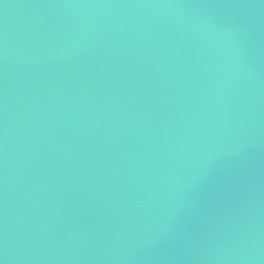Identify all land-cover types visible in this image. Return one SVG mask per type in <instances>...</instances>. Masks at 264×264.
<instances>
[{
    "label": "water",
    "instance_id": "1",
    "mask_svg": "<svg viewBox=\"0 0 264 264\" xmlns=\"http://www.w3.org/2000/svg\"><path fill=\"white\" fill-rule=\"evenodd\" d=\"M0 264H264V0H0Z\"/></svg>",
    "mask_w": 264,
    "mask_h": 264
}]
</instances>
